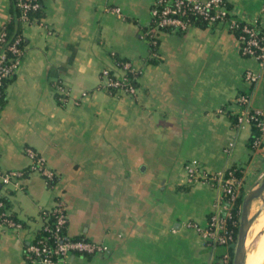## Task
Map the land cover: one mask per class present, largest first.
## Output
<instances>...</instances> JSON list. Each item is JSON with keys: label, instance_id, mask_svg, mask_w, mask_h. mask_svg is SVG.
Segmentation results:
<instances>
[{"label": "crops", "instance_id": "1", "mask_svg": "<svg viewBox=\"0 0 264 264\" xmlns=\"http://www.w3.org/2000/svg\"><path fill=\"white\" fill-rule=\"evenodd\" d=\"M228 2L236 14L264 23V0ZM42 3L39 19L21 23L24 54L0 109V165L26 168L29 146L58 177L50 186L30 173L21 188L0 189L24 223L0 226V264H32L26 247L41 225L40 209L59 199L68 236L108 245L104 252H69L70 264H209L214 248L199 228L220 193L212 177L232 164L245 171L254 158L251 128L236 118L243 92L264 110L259 60L242 54L223 24L160 29L153 51L152 0ZM13 6L0 0V32ZM118 58L139 70L135 94L101 85L104 68L120 71ZM247 69L261 72L257 84L245 79ZM59 82L70 90L66 100ZM193 160L207 177L189 178L185 166Z\"/></svg>", "mask_w": 264, "mask_h": 264}, {"label": "built area", "instance_id": "2", "mask_svg": "<svg viewBox=\"0 0 264 264\" xmlns=\"http://www.w3.org/2000/svg\"><path fill=\"white\" fill-rule=\"evenodd\" d=\"M42 4V0H17L23 23L33 22L35 18L31 17V12L38 10L43 6ZM114 10L122 15L120 7L116 6ZM151 16V28L147 31L150 37L157 35L156 31L160 29L185 31L195 25L192 16L201 18L208 25L223 24L237 37L242 54L255 56L259 60L260 68L264 69V34L261 33L264 23L259 18L250 20L236 14L228 0H152ZM23 37L22 34H19L8 45L7 49H0V94L4 79L15 74L20 65L24 54V46H20ZM6 39L7 30L4 25L0 32V47ZM7 51H10L11 55ZM118 64L119 72L109 68H104L101 71L102 87L108 91L118 90L135 94L138 90L139 70L128 60ZM244 75L251 85L257 84L262 77L260 71L253 69H247ZM58 93L61 100H66L70 90L59 82ZM238 101L242 108L237 125L244 128L255 120L264 135V110L253 105L252 96L249 93H241L238 96ZM261 141L262 137L256 140L255 145H259ZM26 152L31 158V162L26 168L6 169L0 165V189L9 185L14 188H21V178L30 173L44 176L50 186L55 183L58 175L49 166L46 157L33 147H26ZM185 168L192 180L198 179L200 176L207 177V173L202 169L198 160L188 163ZM226 170L227 167L212 177L219 184L220 193L207 226L199 228L206 242L214 248L209 264H230L233 259L230 247L235 248L237 242L234 228L230 226L229 222L234 217L235 204L240 196L241 178L235 174L234 170H230L228 174ZM40 214L41 226L46 231V235L38 236L36 234L26 247L27 259L32 264H70L67 259L69 252L92 254L108 249L106 244L86 238L70 237L66 234L67 208L60 199L52 206H42ZM236 223L237 221L234 220L233 224ZM192 224L191 222L188 223V225ZM0 226L15 229L24 227V223L14 217L6 198L1 193ZM218 245L225 246V250L220 256H217L216 252Z\"/></svg>", "mask_w": 264, "mask_h": 264}, {"label": "trees", "instance_id": "3", "mask_svg": "<svg viewBox=\"0 0 264 264\" xmlns=\"http://www.w3.org/2000/svg\"><path fill=\"white\" fill-rule=\"evenodd\" d=\"M14 6H13V17L12 20L7 23L5 25V28L7 30V39L5 41V43L0 47V49L5 50L7 49L8 45L13 42L15 40V38L19 35L22 34V29H21V23H23L22 19H21V10L19 8V6L17 5V0H13ZM43 5V4H42ZM42 9L43 6L40 7L38 10H34L31 12V17L32 18H40L42 16ZM192 21H194L195 24L201 25V26H207V22H205L204 20H202L201 18L197 17V16H192ZM169 31H172L170 29H166ZM177 32H184V30H178ZM261 33L264 34V27L261 29ZM150 41H151V47L153 51H156L157 47H158V37L157 35L150 37ZM25 43V38L23 37L22 42L20 43V46H24ZM7 53L9 55H11L10 51H7ZM151 61H156V58L154 56H152ZM122 59L118 58V62H122ZM130 74V73H129ZM15 74H13L12 76H8L7 78L4 79L3 85H2V93L0 94V109L3 107L5 101H6V88L7 85L13 80ZM111 92H114V90H110ZM243 93H247V92H243ZM238 117L239 114L237 115L236 118V122L238 121ZM251 128V134L248 138V142L247 145L251 148L254 149L255 142L257 139L261 138L263 135L262 130L260 129V127L258 126L257 122L255 120L251 121V123L249 125H247ZM230 170H234L235 174L238 177H242L243 175V171L240 167H238L237 164H232L230 166L227 167V174ZM242 201H243V196H239L236 204H235V208H234V217L233 219L230 220L229 224L230 226H232L234 228V233H235V238L237 240V235H238V229H239V220H240V215H241V205H242ZM14 215V213H13ZM14 217L16 218V216L14 215ZM17 219V218H16ZM236 220L237 223L233 224V221ZM36 234L38 236H45L46 235V231L44 230L43 226H39V228L37 229ZM223 247L224 249L222 250H218L217 251V256H220L224 250H225V246L222 245H218L217 249ZM230 253L232 258L234 257V247H230ZM233 263V259L232 262L230 264Z\"/></svg>", "mask_w": 264, "mask_h": 264}, {"label": "water", "instance_id": "4", "mask_svg": "<svg viewBox=\"0 0 264 264\" xmlns=\"http://www.w3.org/2000/svg\"><path fill=\"white\" fill-rule=\"evenodd\" d=\"M256 198H261L262 206L252 215L253 201ZM264 210V174L261 180L257 181L243 197L241 205V215L239 221V229L237 235V242L234 248V257L232 264H246L247 248L246 242L249 235L250 228L254 220Z\"/></svg>", "mask_w": 264, "mask_h": 264}, {"label": "rangeland", "instance_id": "5", "mask_svg": "<svg viewBox=\"0 0 264 264\" xmlns=\"http://www.w3.org/2000/svg\"><path fill=\"white\" fill-rule=\"evenodd\" d=\"M253 151L255 153L251 163L250 161L245 162L247 163V165L250 166L243 167L245 169L243 173L246 174V178L245 179L243 178V180L241 179V185L239 189L240 195L243 197L245 196L246 192L252 187V185H254L257 181L261 180L264 174V142L263 143L261 142L259 145H256ZM262 204L263 201L261 198L255 199L253 202L251 214L253 215L262 206ZM262 214H263L262 212L259 214V216L254 220L250 228L249 237L251 236L252 241H256L259 238L258 229L264 226V222H263L264 220L261 217ZM259 252H260L259 264H261L262 261L264 262V241L262 245H260Z\"/></svg>", "mask_w": 264, "mask_h": 264}, {"label": "bare ground", "instance_id": "6", "mask_svg": "<svg viewBox=\"0 0 264 264\" xmlns=\"http://www.w3.org/2000/svg\"><path fill=\"white\" fill-rule=\"evenodd\" d=\"M256 199H258V198H256ZM262 212H264V211H262ZM261 217L264 220V215H262ZM258 231H259V233L262 234V236L260 237L261 239L259 238L256 241H252V239H250L249 235H248L247 242H246V248H247L246 264H259V262H260L259 244L262 245V243L264 241V226L259 228ZM248 240H251V241H249V244H248Z\"/></svg>", "mask_w": 264, "mask_h": 264}]
</instances>
